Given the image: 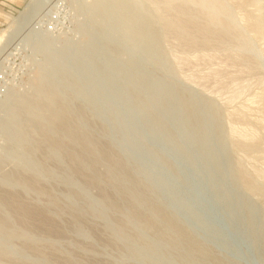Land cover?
Wrapping results in <instances>:
<instances>
[{
	"label": "rangeland",
	"instance_id": "374dc122",
	"mask_svg": "<svg viewBox=\"0 0 264 264\" xmlns=\"http://www.w3.org/2000/svg\"><path fill=\"white\" fill-rule=\"evenodd\" d=\"M240 1L220 16L247 54L202 37L201 0H0V264H264V196L240 178L264 190V0Z\"/></svg>",
	"mask_w": 264,
	"mask_h": 264
},
{
	"label": "bare ground",
	"instance_id": "6f19581e",
	"mask_svg": "<svg viewBox=\"0 0 264 264\" xmlns=\"http://www.w3.org/2000/svg\"><path fill=\"white\" fill-rule=\"evenodd\" d=\"M201 1H204L203 4H205L204 6H206V9H207V8H208L209 10L213 9V10L215 11V13H213V11L211 10V11H212V14H213V18L210 17V18H211V20H209V21H210L209 23H211L210 26H209V25H208V26H207V25H200V26H199V27H200V28H199V32H200V34L202 35V37H204V39L206 38L205 40H207V39L209 40L210 37H213V38H214L215 36H216V37H220V36H221L220 39H223V38H224V39L228 40V43L230 42V44H232L235 48H237V49H242V51L244 50V52H242V51H237V53H238V52H240V53H241V52H242V53H245V52H246V51H245V48H247V47H246V45H245L243 42L240 41V39L243 40V41L246 43V42L248 41L247 36L249 37V34L247 33L248 35H245L244 33H242V32L239 30V29H240V28H239L240 26H237L236 24H233V22L230 20V19L233 20L234 17H235V18L239 17V15H238L237 17H236L235 15H232L230 19H228V18L225 17V18H226L225 21H227V22L223 21V20H222V16H220L221 13H224V12H225L224 14H226L227 11L230 12V10H231L230 8H231V7H234V6H231L228 2H226V0H225V3H224L225 5L222 4L220 0H214V1L211 0L212 2H211L210 5H208L209 3L207 4V2H206L205 0H201ZM209 1H210V0H209ZM209 1H208V2H209ZM237 1H238V0H237ZM249 1H250V0H249ZM254 1H255V0H254ZM198 2H199V1H198ZM205 2H206V3H205ZM239 2H241V1L239 0ZM239 2H238V3H239ZM250 2H251V1H250ZM195 3H196V2H195ZM242 3H243L245 6H246V4H247V3L245 4V2H242ZM252 3H253V2H252ZM187 4H188V2H187ZM197 4H198V3H197ZM226 4H227V6L230 5L231 7L229 6L228 8H225V7H226ZM232 4H233V3H232ZM258 4H259V3H258ZM240 5H241V4H240ZM247 5H250V4L248 3ZM196 6H197V5H196ZM202 6H203V5H202ZM241 6H243V5H241ZM245 6H244V7H245ZM238 7H239V6H238ZM248 7L251 8L250 6H248ZM248 7L246 6V8H248ZM252 7H254V6H252ZM255 7H256V6H255ZM203 8H204V7H203ZM257 8H258V7H257ZM261 8H262V7H260V9H261ZM184 9H185V8H184ZM188 9H189V8H188ZM200 9H201V8H199L198 10H199L200 12H202L201 14H203V12H204V14H205V11H207V12H206L207 17L210 16V15H208V13H209L208 10L205 9V11H204V10L201 11ZM228 9H230V10H228ZM239 9H243V8H239ZM260 9H259V10H260ZM233 10H235V9H233ZM255 10H257V9H255ZM185 11H186V10H185ZM185 11H184V13H185ZM187 11H188V10H187ZM235 11H236V10H235ZM235 11H231V12H230V15H231V14H237V13L239 14V12L236 13ZM239 11H240V10H239ZM241 11H242V10H241ZM241 11H240V12H241ZM243 11L246 12L245 9H244ZM248 11H253V10L250 9V10H248ZM200 12H199V13H200ZM232 12H233V13H232ZM255 12H256V11H255ZM248 13H249V12H248ZM178 14H179V13H178ZM245 14H247V13H245ZM245 14H244V16H245ZM253 14H254V13H253ZM183 15H184V14H183ZM190 15H191V14H190ZM227 15H228V13H227ZM204 16H205V15H204ZM211 16H212V15H211ZM241 16H242V15H241ZM251 16H252V14H251ZM253 16H254V15H253ZM255 16H256V15H255ZM258 16L261 17V15H258ZM180 17H181V16H180ZM190 17H191V16H190ZM228 17H229V15H228ZM248 17H249V16H248ZM248 17H247V18H248ZM181 18H182V17H181ZM201 18L204 19L205 17H201ZM223 18H224V17H223ZM242 18H244V17H242ZM253 18H254V17H253ZM185 19H186V18H185ZM188 19H189V18H188ZM237 19H241V18L239 17V18H237ZM245 19H246V18H245ZM258 19H260V18H258ZM178 20H179V19H178ZM194 20H195V19H194ZM196 20H198V19H196ZM228 20H230V21L232 22V24H231V22L228 21ZM242 20H244V19H242ZM242 20H239V22H240V21L242 22ZM246 20H247V19H246ZM250 20H251V19H250ZM182 21H183V20H182ZM191 21H192V20H191ZM198 21H199V20H198ZM204 21H205V20H204ZM207 21H208V19L206 18V22H207ZM237 21H238V20H236L235 22H237ZM256 21H258V20H256ZM239 22L237 23L238 25H239ZM254 22H255V20L253 19V23H254ZM201 23H202V22H201ZM203 23H204V22H203ZM257 23H258V22H257ZM204 24H205V23H204ZM248 24L250 25V23H249V18H248V23H247V25H248ZM258 24H259V23H258ZM240 25H241V24H240ZM245 25H246V24H245ZM247 25H246V27H244V29L247 28ZM259 25H260V24H259ZM178 26H179V25H178ZM180 26H181V24H180ZM213 26L216 27V28L219 27L220 29H215ZM236 26H237L239 29H238ZM182 27H183L184 30L186 31V34H187L188 36H190V35H189V34H190L189 31L191 30V25L189 24L188 20L182 24ZM241 27H243V24H242ZM257 27H258V26H257ZM259 27H260V26H259ZM176 28H177V27H176ZM180 29H181V28H180ZM244 29L241 28L242 31H244ZM248 29H250V28H248ZM254 29H255V27L253 28V30H254ZM257 29H258V28H257ZM178 30H179V29H178ZM181 31H182V30H181ZM181 31H180V32H181ZM185 31H183V32H185ZM197 31H198V30H197ZM246 31H248V30L246 29ZM246 31H245V33H246ZM251 31H252V30H251ZM257 32L259 33L258 30H257ZM250 33H252V32H250ZM183 34H185V33H183ZM186 34H185V35H186ZM254 34H255V33H254ZM260 34H261V33H260ZM3 36H5V35L2 34V35L0 36V43H1L2 39H3ZM196 36H197V35H196ZM190 37H191V36H190ZM194 37H195V36H194ZM215 39H216V38H214V40H215ZM224 39H223V40H224ZM250 39H251V38H250ZM250 39H249V40H250ZM187 40H188V39H187ZM191 40H193V39H191ZM194 40H195V39H194ZM205 40H204V41H205ZM216 40L218 41L219 39H216ZM262 40H263V39H262ZM189 41H190V40H189ZM209 41H211V40H209ZM205 42H206V41H205ZM219 42H220V41H219ZM224 42H225V41H224ZM250 42H251V41H250ZM250 42H249V43L247 42V44L249 45ZM253 42H254V41H253ZM222 43H223V42H222ZM251 43H252V42H251ZM204 44H205V43H204ZM208 44H209V42H208ZM213 44H215V42H213L212 45H213ZM218 44H219V43L216 42V45H218ZM253 44H254V43H253ZM253 44H252V45H253ZM205 45H207V44H205ZM232 45H231V46H232ZM255 45H256V44H255ZM209 46H210V45H209ZM221 46H222V45H221ZM221 46H220V47H221ZM225 46H227V44H225ZM228 46H230V45L228 44ZM228 46H227V47H228ZM233 46H232V47H233ZM253 46H254V45H253ZM253 46H251V47H253ZM215 47H216V46H215ZM223 47H224V46H223ZM232 47H231V48H232ZM249 47H250V45H249ZM249 47H248V49H249ZM213 48H214V46H213ZM225 48H226V47H225ZM210 49H211V48H210ZM228 49H229V47H228ZM232 49H233V48H232ZM207 50H208V48H207ZM233 50H234V49H233ZM222 51H223V50H222ZM231 51H232V50H231ZM232 52H233V51H232ZM227 54H228V53H227ZM246 54H247V52H246ZM231 55H232V54H231ZM240 55H241V54H240ZM245 56H246V55H245ZM251 56H252V55H251ZM232 57H233V56H232ZM240 57H241V56H240ZM185 58H186V57H185ZM228 58H229V57H228ZM241 58L243 59V61H250V60H252L251 58L244 57V56H242ZM230 59H231V58H230ZM233 59H234V58H233ZM182 60H183V59H182ZM197 61H198V59H197ZM243 61H242V62H243ZM252 61H253V60H252ZM199 63H200V62H199ZM210 63H211V62H210ZM219 63H220V62H219ZM254 63H255V62H254ZM242 64H243V63H242ZM242 64H241V65H242ZM215 65H216V63H215ZM238 65H239V64H238ZM243 65H247V64L244 63ZM248 65H249V63H248ZM254 65H255V64H254ZM216 66H217V65H216ZM218 66H219V65H218ZM235 66H236V65H235ZM209 67H210V64H209ZM212 67H213V66H211L210 68H212ZM221 67H222V66H221ZM239 67H240V65H239ZM247 67H248V66H247ZM204 68H205V66H204ZM237 68H238V67H237ZM248 68H249V67H248ZM221 70H222V69H221ZM249 70L251 71L250 68H249ZM200 71H201V70H200ZM212 71H213V70H212ZM214 71H215V70H214ZM222 71H223V70H222ZM254 71H255V70H254V68H253V72H254ZM257 71H258V70H257ZM258 72H259V71H258ZM211 73H212V72H211ZM216 73H217V72H216ZM251 73H252V72H251ZM252 74H253V73H252ZM254 74H255V73H254ZM242 75H243V74H242ZM244 75H245V74H244ZM257 75H258V74H257ZM249 76H250V72H249ZM253 76H255V75H253ZM210 77H211V76H210ZM251 77H252V76H251ZM193 79H194V78H193ZM208 79H209V78H208ZM229 79H230V78H229ZM202 80H204V78H203ZM205 80H206V78H205ZM209 82H210V81H209ZM236 83H237V82H236ZM201 85H202V83L200 84V86H201ZM203 85H204V84H203ZM233 85H234V84H233ZM204 86H205V85H204ZM206 86H207V85H206ZM254 86H255V85H254ZM201 87H203V86H201ZM216 87H217V86H216ZM232 88H233V87H232ZM205 89H206V88H205ZM239 93H240V92H239ZM243 93H244V92H243ZM224 94H225V93H224ZM237 96H238V95H237ZM244 96H245V95H244ZM254 102H255V101H254ZM50 104H51V103H50ZM55 104H56V103H55ZM190 106L193 107L192 105H190ZM50 107H51V105H50ZM191 109L193 110V108H191ZM60 110H61V109H60ZM192 110H191V111H192ZM203 110H205V108H204ZM207 110L210 111L209 108H208ZM205 111H206V110H205ZM50 112H51V116H52L51 121H53V120L55 121V122H54V121H53V122L50 121V124H51V123L55 124L56 121H57V127H58V126H60V125H59L60 123H61V125H62L63 122L66 121V120L63 121V117H61L62 114H61L60 112H58L57 110H55L54 108H52V109L50 108ZM210 112H211V111H210ZM210 112H209V114H210ZM248 112H249V111H248ZM250 112H252V111H250ZM261 112H262V111H261ZM263 112H264V111H263ZM201 113L205 114L203 111H202ZM238 113H239V112H238ZM255 113H257V112H255ZM192 114L194 115V111H193ZM196 114H197V112L195 113V115H196ZM258 114H260L259 111H258ZM261 114H262V113H261ZM195 115H194V116H195ZM207 115H208V114H207ZM237 115H238V114H237ZM254 115H255V114H254ZM196 116H197V115H196ZM203 116H204V115H203ZM262 116H264V115L262 114ZM197 117H198V116H197ZM200 117H202V116H200ZM200 117H199V118H200ZM205 117H206V116H205ZM230 117H231V116H230ZM230 117H229V118H230ZM260 117H261V116H260ZM64 119H66V117H64ZM191 119H194V118H192V116H191ZM201 119H202V118H201ZM195 120H196V118H195ZM205 120H206V119H205ZM196 121H199V120H196ZM209 121H210V120H209ZM258 121H259V120H258ZM258 121H257V122H258ZM263 121H264V120H263ZM58 122H59V124H58ZM200 122H201L200 125H199L200 127L198 126V127H196V128L200 129L199 131H201V133H200V134H201V136H200L201 139H200V140L202 141V145H201V146L203 147V150H204V147H205V146H204V145H205V137H206V136H205L206 131H204V130H205L207 127L204 128V125H203L204 121H203V123H202V120H201ZM257 122H256V123H257ZM261 122H262V120H261ZM66 123H67V122H66ZM66 123H64L63 125H65ZM196 123H197V122H196ZM258 123H259V122H258ZM53 124H51V125H53ZM196 125H198V123H197ZM228 125H229V124H228ZM245 125H246V128H247V125L249 126L250 124H248L247 122H245ZM259 125H260V124H259ZM55 126H56V125H55ZM65 126H66V125H65ZM65 126H63L64 130L66 129ZM53 127H54V125H53ZM57 127H56V128H57ZM60 127H61V126H60ZM214 127H215V126H214ZM259 127H260V126H259ZM56 128H55V129H56ZM68 128L70 129V126H69ZM71 128H72V127H71ZM263 128H264V126H263ZM57 129H58V128H57ZM232 129H233V128H232ZM247 129H248V128H247ZM245 130H246V129H245ZM43 131H47V130H43ZM66 131H67V129H66ZM66 131H64V132H66ZM231 131H233V130H231ZM234 131H235V129H234ZM236 131H237V130H236ZM236 131H235V132H236ZM47 132L49 133V131H47ZM73 132H75V131H73ZM73 132H71V131L69 130V133H71L72 136H73ZM237 132H238V131H237ZM237 132H236L235 135H237ZM245 132H247V131H245ZM245 132H244V133H245ZM44 133H45V132H44ZM48 133H45V134H47L48 137H49V134H51V133H49V134H48ZM66 133H67V132H66ZM69 133H68V134H69ZM244 133L242 132V135H243ZM71 134H70L69 137H71ZM74 134L77 136L76 133H74ZM78 134H79V133H78ZM196 134H198V133H196ZM200 134H199V135H200ZM239 134H240V133H239ZM239 134H238V136H239ZM245 134H248V133H245ZM249 135H250V134H248V136H249ZM254 135H255V133H254L253 135L251 134L249 138H251V136H254ZM66 136H68V135H66ZM76 136H75V137H76ZM79 136H80V135H79ZM79 136H78V139H75V140H78V141H79V139L82 138V137L79 138ZM81 136H82V134H81ZM246 136H247V135H245V137H246ZM46 137H47V136H46ZM48 137H47V139H49V138L51 137V135H50L49 138H48ZM75 137L73 136V138H71V140L73 141ZM86 137H87V136H86ZM198 137H199V136H198ZM235 137H236V136H235ZM241 137H242V136H241ZM254 137H256V135H255ZM254 137L251 138L252 141L254 140ZM261 137H262V136H261ZM67 138H68V137H67ZM67 138H66V139H67ZM76 138H77V137H76ZM87 138H89V137H87ZM50 139H51V138H50ZM50 139H49V141H51V143H52V139H51V140H50ZM69 139H70V138H69ZM83 139H84V142H83V140H82V141L80 140L81 142H80V141H79V142H80V143L83 142L84 145H85V143H86V142H85V139H86V138H83ZM247 139H248V138H247ZM255 139H256V138H255ZM261 139H262V138H261ZM87 140H88V139H87ZM248 140H249V142H250V139H248ZM90 141H91V139L89 138V142H90ZM243 141H244V140H243ZM256 141H257V139H256ZM237 142H238V141H237ZM237 142H236V143H237ZM245 142H246V141H245ZM253 142H254V141H253ZM259 142H260V141H259ZM54 143H56V142L54 141V142H53V145H54ZM90 143H91V142H90ZM90 143H89V146H90ZM92 143H93V142H92ZM92 143H91V147L94 146V145H96V144L93 145ZM200 143H201V142H200ZM251 143H252V142H251ZM260 143H261V142H260ZM56 144H57V143H56ZM87 144H88V143H87ZM87 144H86V145H87ZM57 145H59V144H57ZM57 145H55L54 147H56ZM81 145H82V144H81ZM84 145H83V147H84V149H85L88 145H87V146H84ZM237 145H238V147L240 148V149H239L240 151H241V150H242V152L244 151L243 153L246 152V153H245L246 155H249L248 153H250V154H251V153H254L256 150H258L259 148L262 147V146H261V147H258L259 145H258L257 142H254V144H250V143L248 144V142H247V144H244V143L241 142L240 144H237ZM262 145H263V144H262ZM59 146H61V145H59ZM201 146H200V148H201ZM91 147H90V148H91ZM95 147H99V146L96 145ZM95 147H94V149L96 150ZM57 148H59L60 150H62V149H61L62 147H57ZM87 148H88V149H87ZM87 148L85 149V152H87V151L89 150L88 152L90 153V150H91V149L94 150L93 148H91V149H90L89 147H87ZM84 149H83V150H84ZM97 149H100V147L97 148ZM103 149H104V148H103ZM103 149L101 148L100 151H102ZM60 150H59V151H60ZM86 150H87V151H86ZM95 150H94V151H95ZM200 150H202V149H200ZM259 150H260V149H259ZM94 151H92V153H93ZM97 151H99V150H97ZM97 151H96V153H97ZM104 151H105V150H103V152H104ZM261 151H262V149H261ZM70 153H71V152H70ZM94 153H95V152H94ZM106 153H107V152L105 151V152H104L105 156H106ZM201 153H202V152H201ZM203 153H204V152H203ZM255 153H257V151H256ZM255 153H254V154H255ZM64 154H66V151H65ZM97 154H99V153H97ZM101 154H102V153H101ZM101 154H99L98 157H100ZM254 154L249 155V157H250V156L252 157V155H254ZM102 155H103V154H102ZM68 156H69V155H68ZM68 156H67V158H68ZM71 156H72V154H71ZM71 156H70V157H71ZM74 157H75V156H74ZM74 157H73V158H74ZM103 157H104V156L101 157L102 159L98 158V159H99V162H101V160L103 161ZM106 157H107V156H106ZM253 157H254V156H253ZM253 157H252V158H253ZM73 158H70V160H71V159H72V160L75 159V158H74V159H73ZM104 158H105V157H104ZM107 158H108V157H107ZM107 158H106V160L108 161V159H109L110 157H109L108 159H107ZM68 159H69V158H68ZM76 159H77V157H76ZM104 160H105V159H104ZM106 160H105V161H106ZM247 160H248V159H247ZM110 161H111V163L113 162V160H111V159H110ZM250 161H251V160H250ZM72 162H75V160L72 161ZM84 162H85V161H84ZM113 163H114L113 166H117L116 168H118V169L122 167V166L119 167V166H120V162H118L119 165H118L117 162H116L117 164L115 165V161H114ZM94 164H95V166H96V165L99 164V163H97V161H96V163L94 162ZM94 164H93V166H91L92 168L95 167ZM121 165H122V164H121ZM110 166H111V165H110ZM113 166H111V167H112V170L114 169ZM116 168H115V170H116ZM124 168H125V167H124ZM122 169H123V168H122ZM122 169H121V170H122ZM119 170H120V169H119ZM121 170L119 171L120 174H121L120 177H121L122 180H125V179H123V178H124V177L126 178V176H124V173H122V172H124V171L126 170V168H125L124 171L122 170V172H121ZM255 170H257V169H255ZM127 171H128V170H127ZM127 171H125V172L129 174V172H127ZM244 172H245V171H244ZM244 172H243V171H242V173L240 172V178H241V181H242V183H243L242 185L244 186V188H245L246 190L250 191V192H251V195H252V193H254V195H257V196H264V190L258 186L260 183L257 184V183H256V180L254 179V177H252L251 175H249L248 172H246V173H244ZM260 172H261V171H260ZM126 173H125V174H126ZM1 174H2V173H1ZM115 174H116V172H115ZM122 174H123V177H122ZM252 174H253V173H252ZM257 174H258V173H257ZM259 174H260V173H259ZM112 175H114L113 172H112V174H111V178L113 179ZM126 175H127V174H126ZM248 175H249V177H248ZM260 175H261V174H260ZM114 177H115V175H114ZM132 177H133V176H131V179H132ZM256 177H257V175H256ZM259 177H260V176H259ZM128 178H130V176H129ZM95 180H96V179H95ZM126 180H127V179H126ZM126 180L123 181V182H126V183L128 184L129 179H128V182H127ZM134 180H135V179H134ZM134 180H133V181H134ZM93 183H94V182H93ZM130 183H131V180H130L129 184H130ZM134 183H135V185H136L137 187H136V186L133 187V186H132L133 184H132V185L130 184V185L133 187V188L131 187L132 189L135 188V189H134V193H135V194L133 193V195H136V194H137L136 192L139 191V190L136 189V188H140V186H138L139 184L137 185L135 181H134ZM93 185H95V184H93ZM262 185H263V184H262ZM122 186H123V185H122ZM122 186H119V188H120V187L122 188ZM121 190H122V189H121ZM135 190H138V191L135 192ZM140 190H142V188H141ZM130 193H131L130 195H132L131 190H130ZM138 193H139V192H138ZM140 193H141V192H140ZM103 195H104V193H103ZM127 195H128V194H127ZM138 195H140V194H138ZM138 195H137V198H138ZM141 195H142V193H141ZM141 195H140V196H141ZM104 196H105V195H104ZM104 196H103V197H104ZM103 197H101V199H102ZM106 197H107V195H106ZM133 197H134V196H133ZM135 197H136V196H135ZM254 197H255V196H254ZM9 200H11V201L14 202V203H17V206H18V208L20 209L21 212H28V210H26V209L23 207V205H21V204L19 203V200H18L15 196L11 197ZM9 200H8V201H9ZM106 200H107V203H109V204H111V205L115 204V203H113L114 201H111L113 204H112L111 202H108V201H110V199H109V200L106 199ZM106 200H105V201H106ZM142 200H143V199H142ZM259 200H260V199H259ZM259 200H258V201H259ZM101 201H104V199L101 200ZM260 201H261V200H260ZM262 201H264V200H262ZM104 203H106V202H104ZM260 203H261V202H260ZM116 204H117V203H116ZM106 205H107V204H106ZM111 205H108V206H111ZM117 205H118V204H117ZM262 206H263V205H262ZM113 207L115 208V205L112 206L111 208H113ZM147 207L150 208L151 205H149V206L147 205ZM155 207H157V206H155ZM114 208H113V209H114ZM119 208H120V207H119ZM152 208H153V209L150 208V210H151V211H152V210L154 211V206H153ZM158 208H159V207H158ZM117 209H118V206H117ZM134 210H135V209H134ZM157 210H158V209H157ZM159 210H162V209L160 208ZM153 211H152V214L155 212V211H154V212H153ZM158 212H160V211H158ZM159 214H160V213L157 214V212H156V214L154 213L153 215H157V216L160 217ZM161 214L164 215V217H166V216H165L166 214H165L164 211H162ZM136 215H139V214H136ZM153 215H152V216H153ZM162 215H161V216H162ZM139 217H142V216L140 215V216H138V218H139ZM145 217H146V216H145ZM154 217H155V216H154ZM159 217H157V219H158ZM155 218H156V217H155ZM161 218H163V216H162ZM139 219H140V218H139ZM166 219H167V218H166ZM166 219L164 218L163 220H166ZM168 219H170L169 221L171 222V218H168ZM249 219L251 220V218H249ZM163 220L161 219V221H163ZM145 221H147V220H145ZM169 221H168V222L166 221L167 223H164V222H162V223H164V224L167 225L168 223H170ZM173 222H174V221H172V223H173ZM49 223H50V222H49ZM147 223H150V222H147ZM151 223H153V222H151ZM172 223H171V224H172ZM174 223L176 224V222H174ZM3 224H4V223H3ZM153 224H154V223H153ZM153 224H152V225H153ZM171 224H168V225H171ZM49 225H50V224H49ZM149 225H150V224H149ZM172 225H173V226H172ZM172 225H171V226L174 227V224H172ZM175 226H177V224H176ZM249 226H250V225H249ZM172 227H169V228H172ZM174 228L176 229V227H174ZM174 228L172 229V231L174 230ZM178 228H180V227L178 226L176 230H181V229H178ZM251 230H254V227H253L252 225H251ZM174 231H175V230H174ZM174 231H173V232H174ZM176 232H180V231H176ZM176 232H175V233H176ZM181 232H183V233H180V234H184V231H181ZM177 234H178V233H176V235H177ZM180 234H179V235H180ZM179 235H178L177 237H179V238L183 237V235H181V237H180ZM253 235H254V234H253ZM184 236H187V235L184 234ZM188 237H189V236H187V237H183V238L187 239ZM188 240H189V239H188ZM188 240H187V241H188ZM191 240H192V241H191ZM191 240H190V241H191L192 243H191V242H190V243L193 244L192 247H194L195 249L197 248V249L199 250V249H200V248H198L199 245H197V244H199V243L195 242L196 239H194V237H192ZM262 244H263V243H262ZM189 245H190V244H189ZM190 247H191V246H190ZM199 247H201V246H199ZM202 247H203V246H202ZM194 248H193L192 251H194ZM197 249H196V250H197ZM190 250H191V249H190ZM204 250H205V249H204ZM200 251H201V252H204V251H202V250H200ZM196 252H197V251H196ZM205 252H206V250H205ZM207 253H208V252H206L205 255H206ZM196 254H198V253H196ZM196 254H194V255L196 256ZM199 254L201 255V254H203V253H199ZM209 254H211V253L209 252ZM205 255H204V256H205ZM198 256H199V255H198ZM202 256H203V255H202ZM202 256H201V258H202ZM206 256H208V254H207ZM199 257H200V256H199ZM210 257H211V256H210ZM205 258H206V257H204L203 259H205ZM212 258H213V256H212ZM212 258H210L211 261L213 260ZM203 259H202V260H203ZM207 259H209V258L207 257ZM215 259H216V258H215ZM204 261H205V260H204ZM207 261H208V260H207ZM211 261H210V262H211ZM213 261H216V262H215L216 264H220V263H217V260H213ZM205 262H206V261H205ZM210 262H209V263H210ZM207 263H208V262H207ZM212 263H214V262H212ZM212 263H210V264H212ZM215 263H214V264H215Z\"/></svg>",
	"mask_w": 264,
	"mask_h": 264
}]
</instances>
